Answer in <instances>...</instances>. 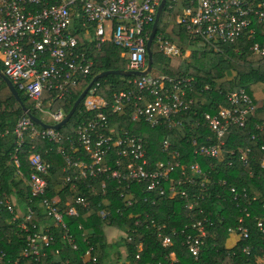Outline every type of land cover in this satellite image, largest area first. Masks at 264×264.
Returning <instances> with one entry per match:
<instances>
[{
    "label": "built area",
    "instance_id": "1",
    "mask_svg": "<svg viewBox=\"0 0 264 264\" xmlns=\"http://www.w3.org/2000/svg\"><path fill=\"white\" fill-rule=\"evenodd\" d=\"M160 3L161 0H0L3 73L16 91L32 102L35 113L47 116L46 122L38 118L41 122L57 125L67 115L64 102L88 79L93 66L88 50L79 44L77 32L96 49L105 43L113 44L121 50L126 71L143 72L147 66L146 43ZM180 4L183 7L175 24L197 45L218 52L221 47L241 44L252 55L264 58V0H165L163 12L165 9L174 11ZM106 23L109 26L105 27ZM160 34L157 28L152 44L155 42L167 59L188 62V47L164 40ZM150 74L137 76L133 90L114 92L109 100L98 95L99 84L94 82L82 101L86 112L94 111L95 115L75 124L70 134L60 129H43L24 113L11 131L0 130V139L6 136L14 139L10 162L17 178L24 179L30 194L23 211L14 196H0V213L7 211L13 222L20 220L19 228L26 240L18 256L7 259L6 264H42L40 260L45 258V250L56 240L52 229L63 231L62 240L76 250L65 219L76 218L80 211L88 208L82 192L96 196L99 191L103 197L110 190L109 184H115L113 191L123 204L120 212L132 207L139 195L150 197L152 205L159 198L180 197L185 208L192 211L197 198H189L185 185L193 186L195 176L207 181L198 165L190 166L186 173V167L176 161L178 154L170 156L171 143L167 140L160 145L163 159L151 164L142 137L125 130L116 131L109 125L111 116H121L130 110V123H143L151 129L182 128L181 117L193 105L187 96L193 89V80ZM262 89L264 91V84ZM255 101L258 100L244 89L228 93L224 106H219L213 114L203 115L211 136L202 144L193 141V154L232 168L235 161L248 165L254 150L258 149L262 153L258 166L264 172V122L253 127L245 148L227 147L233 129L246 130L251 124L256 115ZM27 141H47L62 156L65 165L55 187L51 183L50 165L34 146L27 156L29 173L23 177L19 153ZM175 172L177 178L173 177ZM101 178L104 182L97 190L96 181ZM65 192L73 196L72 202L63 204L62 193ZM230 193L237 201L236 189L231 188ZM250 205L251 201H247L244 217L237 221V230H230L237 241L249 238L245 219L250 214L245 208ZM38 210L44 219L31 224ZM98 215L105 219L107 211L100 210ZM192 229L196 235L187 236L184 246L197 258L204 245L205 230L201 222H195ZM256 230L264 235V219L256 218ZM161 246H170L168 237L162 238ZM91 251L92 248L86 251L84 264H96ZM244 252L247 254L248 249ZM4 258L5 254L0 252V262Z\"/></svg>",
    "mask_w": 264,
    "mask_h": 264
},
{
    "label": "trees",
    "instance_id": "2",
    "mask_svg": "<svg viewBox=\"0 0 264 264\" xmlns=\"http://www.w3.org/2000/svg\"><path fill=\"white\" fill-rule=\"evenodd\" d=\"M182 7L183 5L180 4L171 12L165 9L160 17L158 30L164 40L179 42L189 48L188 62L176 64L160 52L155 42L151 47L152 71L155 74L193 80V89L187 94L188 98L192 99L193 105L190 111L181 117L182 128L151 129L143 123H130V110L121 116H111L109 125L116 131L125 130L131 135L142 137L146 142L151 164L163 159L160 152L163 140L171 143L170 156L173 158L172 153L178 154L176 161L180 166L186 167L184 169L186 173L190 166L197 164L207 181H203V177L195 176L193 186L185 185L189 198L192 199L193 196L197 198L195 207L192 211H188L184 206V200L180 197L173 200L168 197L159 198L152 205L150 197L139 195V200L132 207L120 212L123 204L117 193L113 191L115 184H109L110 190L103 197L99 191L96 196L82 192L87 198L88 208L80 211L76 218L65 219L69 235L75 241L76 250L62 240L63 231L52 229L51 232L56 240L45 250L46 256L40 260V263L84 264L85 253L92 248L91 257L95 258L96 264H262L264 235L256 230V218L264 219V172L258 166L262 153L258 149L254 150L253 158L246 166L235 161L232 168H225L215 160L194 155L192 142L202 144L211 136L204 125L203 115L213 114L219 106H224L228 93L244 89L256 99L253 87L258 86L262 89L264 84V58L252 55L247 47L241 44L221 47L218 52L197 45L196 41L193 42L188 34L175 24V18ZM77 34L79 44L83 49L88 50L93 66L88 79L64 102L63 108L66 114L69 113L84 87L89 85L94 77L108 71H126V62L121 57L119 48L111 43H105L101 48L96 49L93 43L82 40L80 31ZM0 71L3 72L1 63ZM137 78L108 75L97 81L99 84L97 93L100 97L109 100L114 92L133 90L135 88L133 81ZM19 96L22 105L32 115L40 118V115L33 111L32 102L22 92H19ZM255 106L256 115L247 129L235 128L231 131L227 142L228 148L234 150L245 148L253 127L264 122V99L255 101ZM22 115L20 106L0 77V130L11 131ZM94 115V111L86 112L82 101L70 121L60 131L70 134L75 124L87 121ZM13 140L12 136L0 139V196L12 195L16 198L17 206L25 207L30 194L24 179L17 178L10 162ZM32 146L50 165L51 183L55 187L62 176L61 169L65 164L53 144L47 141L26 142L19 153L23 177L29 173L27 156L32 151ZM177 176L175 172L173 177L177 178ZM102 182H104L102 178L96 181L97 190ZM222 182H225V185H222ZM231 188H235L239 193L237 201L233 200ZM72 197L66 192L62 193L63 204L72 202ZM253 198L255 201L252 202ZM247 201H251V205L245 208L250 214L249 218L245 219L249 238L236 241L234 246L228 248L227 241L230 237L234 238L230 230L234 232L237 230V221L240 217H244L243 210ZM100 210L107 211L105 219L99 217ZM12 218L7 211L0 213V252L5 254L0 264H6L7 259H15L26 244L25 235L19 228L20 220L13 222ZM38 219H44L39 210L31 220V224H37ZM195 222H201L205 230L204 245L197 258H194L184 246L187 236L196 235V231L192 229ZM159 227H161L160 231H158ZM107 229H115L123 234L117 242L110 244L107 239ZM163 237L169 238V247L161 246ZM245 249H248L247 254L244 252Z\"/></svg>",
    "mask_w": 264,
    "mask_h": 264
},
{
    "label": "water",
    "instance_id": "3",
    "mask_svg": "<svg viewBox=\"0 0 264 264\" xmlns=\"http://www.w3.org/2000/svg\"><path fill=\"white\" fill-rule=\"evenodd\" d=\"M164 4H165V0H161V3L158 7L157 13H156V17H155V21L153 23L152 26V30L151 33L149 35L148 41L146 43V52H147V66L146 69L143 72H131V71H108V72H104L101 73L99 75H97L96 77L93 78V80L91 81V83L86 87V89L80 94V96L77 98V100L74 102L71 110L69 111V113L65 116L64 120L62 122H60L57 125L54 126H50V125H46L43 122H41L37 117H35L34 115H32L27 108H25L22 105L19 93L16 91V89L13 87L12 83L9 81V79L4 75L3 72L0 71V77L3 79L6 88L8 90V92L11 94V96L16 100V102L18 103V105L20 106L22 112L32 121L34 122L36 125L40 126L43 129H53V130H59L61 129L63 126H65L71 119V117L74 115V113L76 112L77 108L79 107L80 103L82 102V100L85 98L87 91L90 89V87L92 86V84L108 75H114V76H120V77H132V76H147L149 73L152 72V53H151V47H152V42L154 39V36L156 34L157 28H158V23L160 20V17L162 15L163 12V8H164Z\"/></svg>",
    "mask_w": 264,
    "mask_h": 264
},
{
    "label": "rangeland",
    "instance_id": "4",
    "mask_svg": "<svg viewBox=\"0 0 264 264\" xmlns=\"http://www.w3.org/2000/svg\"><path fill=\"white\" fill-rule=\"evenodd\" d=\"M109 26V23H106L105 24V27ZM175 43H178L180 44L179 42H175ZM198 44V43H197ZM185 45V44H184ZM183 45V46H184ZM189 49V48H188ZM174 63H178L177 61H173ZM179 64V63H178ZM150 76H157V74H155V72H151ZM253 92H254V95H255V98L257 100H260L264 97V91L263 89L259 88L258 86H255L253 87ZM40 119L43 120L44 122L48 121V118L46 115H40ZM18 207L23 211L24 210V205H18ZM123 233L121 232H118V231H111L110 234H109V241H110V244L114 243V242H117L119 240V238L121 237ZM232 238V237H231ZM122 253H123V250H122Z\"/></svg>",
    "mask_w": 264,
    "mask_h": 264
},
{
    "label": "crops",
    "instance_id": "5",
    "mask_svg": "<svg viewBox=\"0 0 264 264\" xmlns=\"http://www.w3.org/2000/svg\"><path fill=\"white\" fill-rule=\"evenodd\" d=\"M107 231V239L109 238V234H110V232L111 231H116L115 229H107L106 230ZM119 232V231H118ZM108 241H109V239H108ZM236 239L235 238H229V240L227 241V247L228 248H230V247H232V246H234L235 245V243H236ZM110 242V241H109Z\"/></svg>",
    "mask_w": 264,
    "mask_h": 264
}]
</instances>
